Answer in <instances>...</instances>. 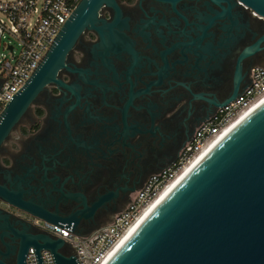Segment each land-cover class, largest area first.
<instances>
[{
    "label": "flooded vegetation",
    "instance_id": "af4514ba",
    "mask_svg": "<svg viewBox=\"0 0 264 264\" xmlns=\"http://www.w3.org/2000/svg\"><path fill=\"white\" fill-rule=\"evenodd\" d=\"M118 1L128 50L96 69L90 50L99 37L85 32L69 62L90 69L88 81L62 70L73 92L48 86L0 149V173L12 167L20 175L45 161L50 180L35 171L31 197L81 234L109 224L153 175L176 166L199 127L264 64V42L243 56L264 21L240 0ZM60 97L62 113L52 118ZM4 240L10 248L0 241V258L18 264L19 239L10 232Z\"/></svg>",
    "mask_w": 264,
    "mask_h": 264
},
{
    "label": "water",
    "instance_id": "95a60500",
    "mask_svg": "<svg viewBox=\"0 0 264 264\" xmlns=\"http://www.w3.org/2000/svg\"><path fill=\"white\" fill-rule=\"evenodd\" d=\"M177 1V0H170ZM264 21V0H240ZM110 8L113 16H103ZM129 22L118 0H81L69 16L30 79L14 94L0 117V149L11 139L23 118L50 85L73 92L75 84L61 77L66 69L86 77L90 69L71 66L69 56L85 32L99 40L91 47V66H108L130 43L125 30ZM264 34L243 56L260 48ZM88 81L87 77L85 78ZM246 88V87H245ZM225 100L220 107L237 99ZM52 111L57 118L65 102L57 100ZM12 167L0 173V199L69 231L67 224L34 202L31 181L35 171L44 181L49 167L29 166L17 175ZM17 219L22 228L17 229ZM14 224H13V223ZM12 233L19 239L17 263L27 264L26 254L35 248L39 264L42 250L52 252L55 264H79L66 255V241L38 231L29 222L0 207V241ZM76 234L81 235L74 231ZM0 254L4 253L0 249ZM7 255V254H5ZM0 264H7L0 258ZM107 264H264V103L202 161L177 189L152 213Z\"/></svg>",
    "mask_w": 264,
    "mask_h": 264
},
{
    "label": "built area",
    "instance_id": "2783aa9c",
    "mask_svg": "<svg viewBox=\"0 0 264 264\" xmlns=\"http://www.w3.org/2000/svg\"><path fill=\"white\" fill-rule=\"evenodd\" d=\"M81 0H0V44L4 38L11 59L0 60V117L14 94L30 79L50 50L55 37ZM264 99V64L252 68L250 82L240 96L219 107L203 123L176 166L153 175L134 201L109 224L90 234H76L0 199V207L29 222L38 231L66 241L63 252L79 264H104L124 236L161 193L232 124ZM44 264H55L52 252L42 250ZM27 264H39L30 248Z\"/></svg>",
    "mask_w": 264,
    "mask_h": 264
},
{
    "label": "bare ground",
    "instance_id": "6f19581e",
    "mask_svg": "<svg viewBox=\"0 0 264 264\" xmlns=\"http://www.w3.org/2000/svg\"><path fill=\"white\" fill-rule=\"evenodd\" d=\"M264 103V99L254 105L244 115L237 119L227 131L220 136L204 153H202L191 165H189L178 177L161 193V195L150 204L146 209L141 219L134 225V227L124 236L121 242L115 247L109 258L104 262L107 264L115 254L124 246V244L134 235V233L143 225V223L152 215V213L179 187V185L190 175V173L202 162L204 159L224 141L241 123H243L255 110H257Z\"/></svg>",
    "mask_w": 264,
    "mask_h": 264
},
{
    "label": "rangeland",
    "instance_id": "374dc122",
    "mask_svg": "<svg viewBox=\"0 0 264 264\" xmlns=\"http://www.w3.org/2000/svg\"><path fill=\"white\" fill-rule=\"evenodd\" d=\"M8 41V39L4 38L0 44V60H5V59H11L12 53L11 51L7 50L5 47V42ZM17 137V130L12 133L11 135V141L15 140Z\"/></svg>",
    "mask_w": 264,
    "mask_h": 264
},
{
    "label": "trees",
    "instance_id": "16d2710c",
    "mask_svg": "<svg viewBox=\"0 0 264 264\" xmlns=\"http://www.w3.org/2000/svg\"><path fill=\"white\" fill-rule=\"evenodd\" d=\"M42 114H44V110H43V109H39V110H38V115L41 116ZM24 131H25V132H28V130H27L26 128L24 129Z\"/></svg>",
    "mask_w": 264,
    "mask_h": 264
}]
</instances>
